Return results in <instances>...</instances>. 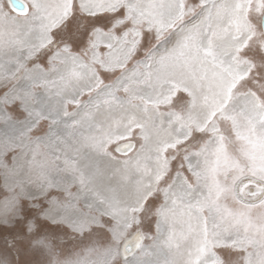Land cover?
<instances>
[{"label":"snow or ice","instance_id":"snow-or-ice-1","mask_svg":"<svg viewBox=\"0 0 264 264\" xmlns=\"http://www.w3.org/2000/svg\"><path fill=\"white\" fill-rule=\"evenodd\" d=\"M0 264H264V0H0Z\"/></svg>","mask_w":264,"mask_h":264}]
</instances>
